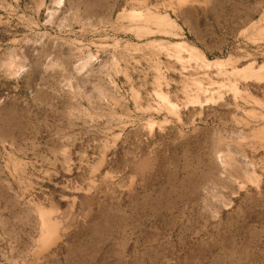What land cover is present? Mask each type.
<instances>
[{
    "label": "rangeland",
    "instance_id": "rangeland-1",
    "mask_svg": "<svg viewBox=\"0 0 264 264\" xmlns=\"http://www.w3.org/2000/svg\"><path fill=\"white\" fill-rule=\"evenodd\" d=\"M0 264H264V0H0Z\"/></svg>",
    "mask_w": 264,
    "mask_h": 264
},
{
    "label": "crops",
    "instance_id": "crops-1",
    "mask_svg": "<svg viewBox=\"0 0 264 264\" xmlns=\"http://www.w3.org/2000/svg\"><path fill=\"white\" fill-rule=\"evenodd\" d=\"M203 13L224 14V15H226L224 21L226 22L227 25H232V23L234 21H240L242 23V25L245 24L244 25L245 27L244 28L241 27V30L242 31L248 30L247 24H248L249 18L247 15L249 13H248L247 9L244 10V9H240V8H236V7H228V8H219L218 10L215 9V11H214V10H212V8H210V10L208 12L207 11L202 12V10H201L200 14H203ZM192 14L197 15V12L193 10ZM244 15H245L244 18L243 17H237V16H244ZM182 33L184 34L183 36L186 37V34L188 35L190 33V31L188 30V28H186V29H182ZM194 34H195V31H194ZM219 35L220 36H218V34H213V36H215V37L222 38V41L220 43H210V42H207L205 40H198V43L193 44V46L196 47L200 51L202 56L206 59H208V57H213V56L216 57L215 59H221L219 56H221L222 53L224 51H226L227 47H231L233 45V30L231 28L228 30L226 29L224 31V34H221V32H220ZM200 37H201V35H200ZM185 42H187V41H185ZM188 44H190V43H188ZM190 45H192V44H190ZM208 60H211V59H208ZM212 60H214V59H212Z\"/></svg>",
    "mask_w": 264,
    "mask_h": 264
},
{
    "label": "bare ground",
    "instance_id": "bare-ground-1",
    "mask_svg": "<svg viewBox=\"0 0 264 264\" xmlns=\"http://www.w3.org/2000/svg\"><path fill=\"white\" fill-rule=\"evenodd\" d=\"M14 64H15V63H14ZM14 64H13V62H12V64H9V65H10V67H9L10 72H11V71L13 72V71L15 70V65H14ZM7 67H8V66H7ZM14 72H15V71H14ZM224 163H225V164H224L225 167H226V165H228V166L230 165V164H229V161L224 160Z\"/></svg>",
    "mask_w": 264,
    "mask_h": 264
}]
</instances>
